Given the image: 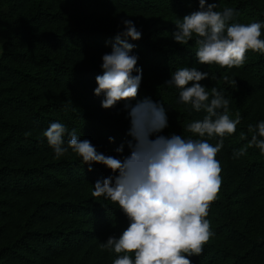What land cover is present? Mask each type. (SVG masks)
I'll list each match as a JSON object with an SVG mask.
<instances>
[{"label":"trees","instance_id":"16d2710c","mask_svg":"<svg viewBox=\"0 0 264 264\" xmlns=\"http://www.w3.org/2000/svg\"><path fill=\"white\" fill-rule=\"evenodd\" d=\"M206 2H216V11L234 9L229 24H264V0ZM198 8V0H0V264H112L122 255L100 244L109 235L118 238L127 217L116 203L92 196L97 180L115 174L98 163L88 171L71 149L55 158L43 132L60 122L99 153L122 160L132 141L125 105L148 98L164 107L168 125L151 140L199 138L186 126L206 113L182 104L179 89L163 84L182 67L207 72L199 83L209 93L223 90L230 118L237 111L242 117L216 156L222 185L206 217L214 235L201 255L190 257L192 264H264V155L250 147L245 156H232L247 143L240 139L247 126L264 120V103L256 107V95L264 92V54L249 50L239 68L199 64L195 37L185 45L172 38L175 22ZM117 9L158 15L159 23L134 22L141 38L128 40L137 66L156 75L142 77L135 99L103 109V94H93L95 77L103 74L102 55L124 30L113 18ZM225 75L236 79V89L223 81ZM218 139L209 143L215 146Z\"/></svg>","mask_w":264,"mask_h":264},{"label":"clouds","instance_id":"9594fccd","mask_svg":"<svg viewBox=\"0 0 264 264\" xmlns=\"http://www.w3.org/2000/svg\"><path fill=\"white\" fill-rule=\"evenodd\" d=\"M198 5L197 11L175 22L172 38L185 45L195 37L199 64L239 68L245 64L249 50L264 54V38H261L264 24H229L234 9L225 7L216 11L217 3L206 0H198ZM122 24L124 30L111 41V51L101 57L103 74L95 77L97 86L93 94H103V109L135 99L142 80L138 56L133 54L135 45L128 42L129 38L139 40L142 34L131 19H123ZM208 77L207 72L195 67H182L163 83L179 89L182 104L206 113L186 126L187 132L199 138L185 139L172 134L151 140L153 132H160L168 125L164 107L148 98L136 105H125L132 141L128 143L130 155L122 160L99 153L89 140L80 139L75 129L69 131L60 122H52L43 132L55 158L63 157L71 149L88 165V171H92V164L98 163L115 174L97 180L92 192L93 197L116 203L129 221L118 238L109 235L100 244L102 250L122 254L112 264H192L190 257L201 255L204 245L214 235L206 217L222 185V167L216 156L224 146V139L235 134L242 117L237 111L235 119L230 118V100L223 90L213 87L209 93L199 83ZM223 81L236 89V79L225 75ZM189 82H192L190 87ZM149 113L150 120L146 119ZM65 135L69 137L67 146ZM214 137L219 138L215 146L209 143ZM113 139L109 137V142ZM240 139L247 143L233 152V159L245 156L250 147L264 155V120L249 124L247 133L242 132ZM116 152L122 153L123 145Z\"/></svg>","mask_w":264,"mask_h":264},{"label":"rangeland","instance_id":"374dc122","mask_svg":"<svg viewBox=\"0 0 264 264\" xmlns=\"http://www.w3.org/2000/svg\"><path fill=\"white\" fill-rule=\"evenodd\" d=\"M114 15V20L120 22L123 19H131L133 22H141L144 23V20H148V24H150L151 22H156L159 23L160 20L158 18V15H151V14H147V13H141L139 11H134L128 13L127 10L124 9H117L114 13H112ZM112 19V18H111ZM116 25V24H115ZM0 41H3V39L0 38ZM142 69V68H141ZM156 73L154 74V71L152 70H148V69H142V77H146L148 80L149 79H154L155 78ZM256 107L258 108L260 105V103H264V92H261L259 94L256 95Z\"/></svg>","mask_w":264,"mask_h":264}]
</instances>
